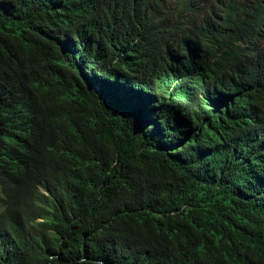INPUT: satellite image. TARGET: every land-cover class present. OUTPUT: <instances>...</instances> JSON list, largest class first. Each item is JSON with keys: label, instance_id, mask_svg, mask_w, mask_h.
<instances>
[{"label": "trees", "instance_id": "obj_1", "mask_svg": "<svg viewBox=\"0 0 264 264\" xmlns=\"http://www.w3.org/2000/svg\"><path fill=\"white\" fill-rule=\"evenodd\" d=\"M0 264H264V0H0Z\"/></svg>", "mask_w": 264, "mask_h": 264}]
</instances>
